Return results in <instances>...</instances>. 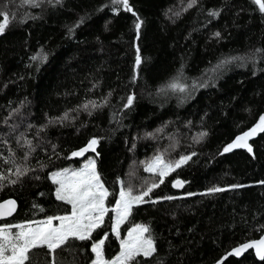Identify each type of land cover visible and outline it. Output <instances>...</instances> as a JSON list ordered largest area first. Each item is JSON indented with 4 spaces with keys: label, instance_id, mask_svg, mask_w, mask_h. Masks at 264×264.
<instances>
[{
    "label": "trees",
    "instance_id": "16d2710c",
    "mask_svg": "<svg viewBox=\"0 0 264 264\" xmlns=\"http://www.w3.org/2000/svg\"><path fill=\"white\" fill-rule=\"evenodd\" d=\"M191 3L129 0L126 11L113 0H0V12L14 17L0 34V173L17 180L3 182L0 201L19 203L0 224L71 213L50 173L79 166L72 153L93 138L99 143L88 156L110 209L120 181L141 192L159 180L145 171L156 154L191 156L133 205L119 238L110 210L91 239L57 249L56 264H93L92 245L105 236L111 260L139 223L151 229L156 252L129 264H264L252 250L228 255L264 233V132L253 136L251 152L223 151L264 116V12L253 0ZM17 167L30 171L17 178ZM214 187L225 190L209 192ZM34 252L31 264H51L47 249Z\"/></svg>",
    "mask_w": 264,
    "mask_h": 264
},
{
    "label": "snow or ice",
    "instance_id": "6c2138e0",
    "mask_svg": "<svg viewBox=\"0 0 264 264\" xmlns=\"http://www.w3.org/2000/svg\"><path fill=\"white\" fill-rule=\"evenodd\" d=\"M25 2L30 3L31 0H25ZM253 2L258 5L261 12H264V0H253ZM113 3L122 5L126 11H132L129 6V0H113ZM195 3L196 0H192L189 7ZM212 15H218V13L213 12ZM13 18L10 17L8 12H0V34L5 32ZM142 24L143 21L137 16L135 22L137 38H139ZM216 35L218 36L219 33H216ZM136 51V66L138 68L142 60L138 47ZM33 59L43 60L46 59V56H34ZM167 88L174 91L185 90L183 86L176 82H170ZM133 99V96L128 98L127 106L132 104ZM90 103L92 107H97L95 102ZM83 107L87 109L88 105L85 104ZM67 115L65 113L63 119H67ZM257 131L264 132V116L259 118V122L255 127L237 136L235 141L227 145L223 151L229 152L233 148L246 147L251 152L252 148L248 145L247 140L250 136L256 134ZM203 135H206V133L201 134V136ZM98 143L99 141L93 138L85 148L73 152L72 155L82 156L89 150L95 151V146ZM192 155H195V153ZM190 159L191 156H181L178 160L166 161L163 154H158L151 161L145 162V171L158 175L159 180L149 184L138 194H134L131 186L125 188L124 182L120 181L121 189L119 199L116 201L115 208L113 209H109L105 205V201L110 193L104 186L99 172L96 170L95 160H89L78 171L73 170L69 172V170H64L53 173V183L58 185L55 192L56 199L71 205L70 215L49 216L45 220L29 221L26 224L0 225V264H31L32 258L35 255L34 250L41 248L47 249L49 255L52 257L51 264H56L55 253L57 249L68 245L70 240L84 241L91 239L92 233L103 225L104 217L110 210L116 213L113 232L119 238V225L131 214L133 205L145 203L144 198L148 197L153 189L164 183V177L181 167L182 164ZM9 171L11 174V170ZM28 171L30 169L25 168L22 170L17 167L14 174L19 178L27 174ZM4 181H8L10 184L17 183V180L11 179L10 175L0 173V188L4 186ZM182 184V181L177 180L174 186L180 187ZM233 187L239 186L235 185ZM224 190L223 188L214 187L209 189V192H221ZM168 199H172V197H168ZM15 206L16 202L14 200L0 203V219L10 216L15 211ZM54 221H58L59 223L54 224ZM14 229L16 231H13ZM150 232L151 229L147 225H136L128 232V239L120 241V254L112 260H107L104 257L103 247L105 239H107V236H105L104 239L92 245V252L95 254L93 264H129L137 256L143 255L148 257L153 255L156 252V247ZM249 248L255 249L256 255L261 261H264V239L242 244L229 252L228 255L239 256ZM219 264H222V261Z\"/></svg>",
    "mask_w": 264,
    "mask_h": 264
},
{
    "label": "rangeland",
    "instance_id": "374dc122",
    "mask_svg": "<svg viewBox=\"0 0 264 264\" xmlns=\"http://www.w3.org/2000/svg\"><path fill=\"white\" fill-rule=\"evenodd\" d=\"M158 154H156L155 156H157ZM154 156V157H155ZM183 156H190V155H183ZM180 158V157H179ZM178 158V159H179ZM153 158H151L149 161H151ZM165 159V158H164ZM177 159V160H178ZM89 160H95V162H96V158L93 156V155H90V156H87V158L85 157L84 159H82V161H81V163H80V165L79 166H67V167H65V168H61V169H57V170H54V171H52L51 173H50V179L53 181V179H52V174L53 173H56V172H61V171H64V170H69V172H71V171H73V170H76V171H78V170H80V169H82L83 167H84V165L86 164V163H88V161ZM148 161V162H149ZM167 161V160H166ZM183 165V164H182ZM96 170L98 171V169H97V163H96ZM165 178V177H164ZM58 187V185L56 184V188ZM125 188H127V187H125ZM56 192V191H55ZM134 192V194H138L139 192H135V191H133ZM142 192V191H141ZM145 199V201H146V197L144 198ZM105 205H106V207H108L107 206V202L105 201ZM135 205V204H134ZM109 208V207H108ZM115 208V207H114ZM110 209V208H109ZM108 214V213H107ZM106 214V215H107ZM66 215H70V213L69 214H66ZM61 216H65V215H61ZM106 217V216H105ZM105 217H104V219H105ZM115 218H116V213L113 211V220L115 221ZM46 219V218H45ZM45 219H42V220H45ZM42 220H38V221H42ZM124 222V221H123ZM122 222V223H123ZM59 222L58 221H54V224H58ZM115 223V222H114ZM121 223V224H122ZM24 224H26V223H24ZM120 224V225H121ZM0 225H4V224H0ZM120 225H119V227H120ZM136 225H144V224H141V223H139V224H135L132 228H134ZM131 228V229H132ZM130 229V230H131ZM129 230V231H130ZM13 231H16L15 229L13 230ZM128 231V232H129ZM145 235H148V234H145ZM126 239H128V233L121 239V240H126ZM120 254V253H119ZM118 254V255H119ZM117 255V256H118ZM113 259H115V258H113ZM95 260V259H94ZM112 260V259H111Z\"/></svg>",
    "mask_w": 264,
    "mask_h": 264
},
{
    "label": "water",
    "instance_id": "95a60500",
    "mask_svg": "<svg viewBox=\"0 0 264 264\" xmlns=\"http://www.w3.org/2000/svg\"><path fill=\"white\" fill-rule=\"evenodd\" d=\"M251 130V129H250ZM250 130H248V131H250ZM248 131H246V132H248ZM257 132H259V131H257ZM245 133V132H244ZM243 133H241V134H239L238 136H240V135H242ZM255 135V134H254ZM254 135H252V136H250L249 138H248V140H247V143H248V145H250L251 146V144H250V142H251V140H252V138H253V136ZM235 141V140H234ZM87 146V145H86ZM86 146H84V147H82V148H85ZM81 148V149H82ZM239 148H243V149H247L246 147H239ZM95 150H96V146H95ZM248 150V149H247ZM79 151V150H78ZM92 152H94V151H92V150H89V151H87V152H85L82 156H76L78 159H80V160H82V159H84L85 157H87L90 153H92ZM179 181H182L181 179H178ZM183 185V184H182ZM180 187H182V186H180ZM180 187H177V188H180ZM9 200H14L15 202H16V206H15V211L10 215V216H6L5 218H3V219H0V223L1 222H3V221H7V220H9V219H11L16 213H17V211H18V208H19V203H18V201L15 199V198H13V197H10V198H7V199H5V200H2V201H0V203H4V202H6V201H9ZM261 239H264V233L262 234V236L260 237V238H258V239H255V240H251V241H247V242H245V243H249V242H252V241H259V240H261ZM245 243H243V244H245ZM242 245V244H241ZM240 246V245H239ZM239 246H237V247H239ZM236 247V248H237ZM253 251L254 253H255V249H252V248H249V249H247L246 251H244V252H242V254L241 255H239V256H237V257H242V256H244L247 252H249V251ZM255 255H256V253H255ZM236 256V255H235ZM256 257L258 258V260H260L259 259V257L256 255ZM261 261V260H260Z\"/></svg>",
    "mask_w": 264,
    "mask_h": 264
}]
</instances>
